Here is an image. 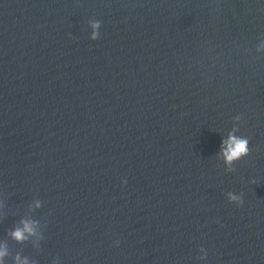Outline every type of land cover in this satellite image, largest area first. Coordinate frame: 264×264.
<instances>
[{
  "label": "water",
  "instance_id": "obj_1",
  "mask_svg": "<svg viewBox=\"0 0 264 264\" xmlns=\"http://www.w3.org/2000/svg\"><path fill=\"white\" fill-rule=\"evenodd\" d=\"M261 43L264 0H0L4 264H264Z\"/></svg>",
  "mask_w": 264,
  "mask_h": 264
},
{
  "label": "clouds",
  "instance_id": "obj_2",
  "mask_svg": "<svg viewBox=\"0 0 264 264\" xmlns=\"http://www.w3.org/2000/svg\"><path fill=\"white\" fill-rule=\"evenodd\" d=\"M101 25L99 22H92V35L91 39L97 40L100 36V29ZM258 52H264V43L257 49ZM242 117L240 115L235 116L236 121H240ZM221 156L223 157L225 166L229 169L231 166L236 163L237 161L243 159L249 154V139L244 136H238L235 132L230 133L226 141H222L221 144ZM126 182V181H125ZM227 200L231 204H235L239 207L243 203L242 194H234L232 192L228 193ZM39 207V204H37ZM22 228H17L13 233L12 237L17 242H22L27 238V235H31L34 233L35 226L30 221H24ZM27 234V235H26ZM118 243V242H117ZM7 256L6 251L0 248V264H4V259ZM208 253L204 248L200 249V256L199 259L201 261L207 260ZM17 264H28L27 259L21 260L19 256L16 257Z\"/></svg>",
  "mask_w": 264,
  "mask_h": 264
}]
</instances>
